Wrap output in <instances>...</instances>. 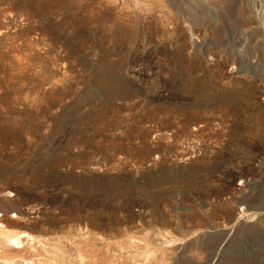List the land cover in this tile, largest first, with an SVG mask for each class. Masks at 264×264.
I'll list each match as a JSON object with an SVG mask.
<instances>
[{
  "label": "rangeland",
  "instance_id": "1",
  "mask_svg": "<svg viewBox=\"0 0 264 264\" xmlns=\"http://www.w3.org/2000/svg\"><path fill=\"white\" fill-rule=\"evenodd\" d=\"M0 209L39 262L264 264V0H0Z\"/></svg>",
  "mask_w": 264,
  "mask_h": 264
},
{
  "label": "bare ground",
  "instance_id": "2",
  "mask_svg": "<svg viewBox=\"0 0 264 264\" xmlns=\"http://www.w3.org/2000/svg\"><path fill=\"white\" fill-rule=\"evenodd\" d=\"M10 211L11 209L0 211V264H53L50 260L39 262L37 259L39 252L47 244L46 238L24 231L9 230V227L14 223L8 216ZM13 212L20 214L16 210ZM86 243L83 247L75 243L73 255H66V249L59 245L60 247L58 246L56 249L60 252L59 256L63 259V264H118L116 258L107 260L108 257L107 259L94 257L92 248L89 247L90 241L89 244ZM70 257L73 258L71 261ZM122 261L125 264H132L131 260L124 261L122 259Z\"/></svg>",
  "mask_w": 264,
  "mask_h": 264
}]
</instances>
